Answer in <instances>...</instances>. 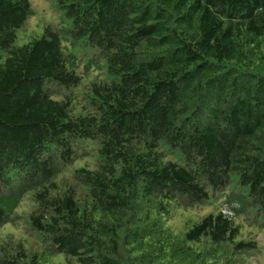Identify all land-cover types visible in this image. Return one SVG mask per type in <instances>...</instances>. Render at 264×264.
<instances>
[{
    "label": "trees",
    "instance_id": "trees-1",
    "mask_svg": "<svg viewBox=\"0 0 264 264\" xmlns=\"http://www.w3.org/2000/svg\"><path fill=\"white\" fill-rule=\"evenodd\" d=\"M50 3L0 0V264L263 261L264 0Z\"/></svg>",
    "mask_w": 264,
    "mask_h": 264
},
{
    "label": "rangeland",
    "instance_id": "rangeland-1",
    "mask_svg": "<svg viewBox=\"0 0 264 264\" xmlns=\"http://www.w3.org/2000/svg\"><path fill=\"white\" fill-rule=\"evenodd\" d=\"M33 14L27 20V34L25 35L22 31L19 32L18 38L19 43L24 44L28 41V35L31 34H41L45 23H59V14L51 6L50 0H30ZM226 213L228 210H224ZM184 216L179 215L177 221H181ZM15 228L12 223L7 224L3 229ZM2 229V230H3ZM180 229V226L178 227ZM64 257L62 254L56 256L46 257V262L54 264H62ZM249 264H264V260L260 261L255 257H251L248 260Z\"/></svg>",
    "mask_w": 264,
    "mask_h": 264
}]
</instances>
